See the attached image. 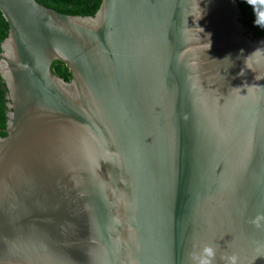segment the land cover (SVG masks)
Instances as JSON below:
<instances>
[{
  "label": "water",
  "instance_id": "95a60500",
  "mask_svg": "<svg viewBox=\"0 0 264 264\" xmlns=\"http://www.w3.org/2000/svg\"><path fill=\"white\" fill-rule=\"evenodd\" d=\"M0 11V264H187L194 242L264 264V79L240 75L264 37L238 0Z\"/></svg>",
  "mask_w": 264,
  "mask_h": 264
},
{
  "label": "trees",
  "instance_id": "16d2710c",
  "mask_svg": "<svg viewBox=\"0 0 264 264\" xmlns=\"http://www.w3.org/2000/svg\"><path fill=\"white\" fill-rule=\"evenodd\" d=\"M41 5L53 9L61 14L72 15V16H94L100 5L102 0H37ZM243 18L242 22L249 27L250 29L255 31V35L257 38L264 37V30L254 26L253 24V13L252 9L244 3V0H238ZM9 33V24L4 19L1 11H0V53L1 44L7 38ZM54 73L64 79L65 81H70L72 78L71 72L69 68L62 62H54L53 64ZM6 87L0 76V134L5 136L6 133L3 131L6 127Z\"/></svg>",
  "mask_w": 264,
  "mask_h": 264
},
{
  "label": "clouds",
  "instance_id": "9594fccd",
  "mask_svg": "<svg viewBox=\"0 0 264 264\" xmlns=\"http://www.w3.org/2000/svg\"><path fill=\"white\" fill-rule=\"evenodd\" d=\"M253 13L254 26L264 30V0H244ZM225 59H228L227 57ZM224 59V60H225ZM244 67L240 75H244L245 70L256 73V80L264 79V47H258L243 60ZM260 217L257 218L259 220ZM217 248L212 244L193 243L191 250L187 253V264H217ZM222 264H239L238 257L232 255H222Z\"/></svg>",
  "mask_w": 264,
  "mask_h": 264
}]
</instances>
